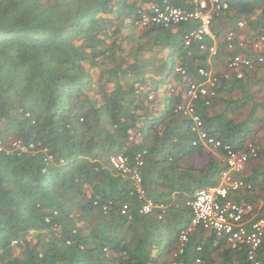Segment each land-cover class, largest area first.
<instances>
[{
	"label": "trees",
	"instance_id": "obj_1",
	"mask_svg": "<svg viewBox=\"0 0 264 264\" xmlns=\"http://www.w3.org/2000/svg\"><path fill=\"white\" fill-rule=\"evenodd\" d=\"M135 10L134 0H0V140L34 144L22 154L0 150V264H254L248 246L233 248L203 228L178 253L180 231L193 215L187 202L198 189L218 184L226 165L221 149L192 144L191 120L175 110L182 93L166 98L160 115L146 114L151 73L161 70L159 51L165 50L174 67L180 62L195 79L199 67L210 68L209 54L185 46L170 28L128 33ZM227 18L256 30L264 25V0H231ZM262 70L241 79L219 72L211 103L195 104L209 134L243 150L262 132L264 116L256 107L264 102L236 118L253 96L248 84L259 82ZM138 126L144 142L128 144V131ZM144 147L143 182L148 195L167 206L161 218L160 209L140 212L131 180L108 164L111 154L133 159ZM263 157L264 145L258 146L255 159ZM242 176L254 187L232 197L254 210L264 198V168ZM257 212L264 216V207ZM256 255L264 264V239Z\"/></svg>",
	"mask_w": 264,
	"mask_h": 264
},
{
	"label": "built area",
	"instance_id": "obj_2",
	"mask_svg": "<svg viewBox=\"0 0 264 264\" xmlns=\"http://www.w3.org/2000/svg\"><path fill=\"white\" fill-rule=\"evenodd\" d=\"M230 6V0H181L179 4L170 0H157L151 3L150 11L143 14L142 23L170 26L182 22H196L198 25L185 33V44L197 43L201 50H207L212 56L218 55L222 48L231 52L232 55L225 60L226 68L228 72H235L237 79H241L246 71L264 68V25L250 31L247 22L238 19L228 30L218 35L213 27L214 22L216 18L229 13ZM181 70L188 76L185 69ZM226 76L229 77V73ZM219 83V77L212 70L199 68L198 79H189L188 102L178 106V110L190 118L192 131L198 134L194 144L201 140L211 148L221 149L226 160V169L221 173L220 182L199 189L194 198L187 202L193 215L189 224L180 231L178 252H183L190 235L197 228H203L226 239L233 248L248 246V259L254 264H261L256 254L264 239V216L257 217L253 214L251 204L240 203L232 197L236 192L254 187L253 182L246 181L240 174L245 165L258 156V147L253 142H248L246 148L241 150L210 135L204 129L203 119L195 107L199 99L209 105L216 95ZM130 140H137L133 133ZM146 152V149L138 151L134 163L122 154L111 156V162L116 169L132 179L134 192L142 201L141 212L152 213L158 208L161 209V217L166 206L148 197L143 187L140 168L144 164ZM127 208L128 204H125L123 212ZM107 210L108 206H104V211ZM200 248L199 246L198 249ZM197 262H200L199 258Z\"/></svg>",
	"mask_w": 264,
	"mask_h": 264
},
{
	"label": "clouds",
	"instance_id": "obj_3",
	"mask_svg": "<svg viewBox=\"0 0 264 264\" xmlns=\"http://www.w3.org/2000/svg\"><path fill=\"white\" fill-rule=\"evenodd\" d=\"M135 1V4H136V10H135V12H134V15L130 18V22H131V25H132V29L130 30V31H128V33L129 32H132V33H134V34H136V35H140L142 32H143V30H146V29H149V28H151V27H155V26H159V27H164V28H170L171 30H172V32H173V27H180V26H188L189 28L186 30V31H184V32H182V33H180V32H173V33H180V35H181V37H182V39H183V42H184V35H185V33H187V32H189L191 29H193L194 27H196L198 24L196 23V22H187V23H185V22H182V23H179V24H172V25H170V26H165V25H158V24H143L142 23V16H143V14H146L147 12H149L150 11V5H151V3H153V2H155V1H157V0H134ZM170 2H172V3H175V4H179L180 2H181V0H180V2H176L175 0H170ZM230 3H231V0H230ZM230 13H231V6H230V10H229V13H227L225 16H223V17H220V18H216V20H215V22H214V26L213 27H215L214 29H215V31H216V33L219 35V33H221L220 32V30L219 29H221V28H219V27H217L216 25H215V23L216 22H218L219 20H222V19H226L227 21H228V16L230 15ZM238 19H236L235 20V22L237 21ZM246 21V20H245ZM234 22V23H235ZM247 22V21H246ZM234 23L233 24H230L231 26L232 25H234ZM261 27V26H260ZM247 28L250 30V31H252V29H250L248 26H247ZM226 29H228V28H226ZM225 29V30H226ZM138 30H141V32H139ZM127 33V32H126ZM119 38L122 40V35L121 36H119ZM122 44H123V42H122ZM126 44V43H125ZM193 44H196L197 46H198V44L197 43H192L191 45H193ZM184 45L185 46H190V45H186L185 44V42H184ZM199 47V46H198ZM200 49V48H199ZM201 50V49H200ZM203 51H207V50H203ZM227 52V51H225V50H223V48L220 50V53L218 54V55H214V56H212V55H210V53L208 52V54H209V63H210V68H207V69H210V70H212L213 71V73H215L218 77H219V79H220V83L222 82V79H221V77L219 76V72L218 71H215L214 69H213V67H212V62L214 61V60H216V59H218L219 57L218 56H221L222 55V52ZM232 55V54H231ZM170 57V53L168 54V52L166 53V55H164V57L163 56H161L160 57V59H162V63H158V67H160V68H163V66H164V62H165V59L167 58V57ZM226 58H228L227 56H226ZM226 60V59H225ZM170 61H171V59H170ZM224 66L225 67H227L226 66V62H224ZM173 67H174V65H173V63H172V61H171V64H170V69L168 70V72L167 73H173V74H176L175 75V79H176V81H177V84L174 86L176 89H174L173 91H171V95H170V97L171 96H173V97H175V95H177L178 96V94H180V92H177V91H181V92H184L185 93V96L183 97V94H182V101L180 102V103H177V105L175 106V110L177 111V112H180L179 110H178V106L181 104V103H187L188 102V97H187V87H188V83H189V79H193V78H190L189 77V74H188V72H187V69L183 66V65H181V63L180 62H177V64L175 65V70L174 71H172V69H173ZM180 68V69H179ZM181 68L182 69H185L186 70V74L188 75V76H186L184 73H182V70H181ZM199 68H201V67H199ZM198 68V69H199ZM227 69V68H226ZM161 72H162V70H159L156 74H153V73H151V76L153 77V82L155 81V77L156 76H160L161 75ZM166 73V74H167ZM226 73H229V77L232 75V73H235V72H228V69H227V72H225V73H223V75H224V77H226V78H229V77H227L226 76ZM197 74H198V70H197ZM235 77H236V74H235ZM180 78H183V81H184V84H181L180 83ZM196 79H198V78H195V79H193V80H196ZM153 83H151L150 84V87H149V89H151V85H152ZM174 85V84H173ZM152 97H153V95H152V89H151V92H150V95H149V100L151 101V99H152ZM196 104V103H195ZM146 114H151L150 112L148 113V111H147V113ZM154 115L153 114H151V116L150 117H153ZM187 117V116H186ZM202 117V116H201ZM203 119V118H202ZM203 122H204V120H203ZM204 127V126H203ZM192 129V128H191ZM205 129V128H204ZM206 130V129H205ZM194 132V131H193ZM131 133H133V135L137 138V140H130V135H131ZM196 133V132H195ZM209 133V132H208ZM211 135V134H210ZM213 136V135H212ZM197 138H198V134H197ZM197 138H195L194 140H193V142H192V144L193 145H196V144H198L199 142H201V143H203L201 140H198L197 141V143L196 144H194V141L197 139ZM217 138V137H216ZM144 139H145V136H144V134H143V132H142V130H141V128L138 126V127H134V128H132V129H130L129 131H128V138H127V143L128 144H134V143H136V144H139V143H143L144 142ZM248 142H252V141H248ZM18 144V146H17V144ZM254 143V142H253ZM204 144V143H203ZM255 144V143H254ZM205 145V144H204ZM205 146H207V145H205ZM257 146V145H256ZM207 147H210V146H207ZM258 147V146H257ZM34 148V144L33 143H30V144H26V143H24L23 141H21V140H18V139H15V140H12V142L9 144V145H6L5 144V140H0V150H5V151H7V152H14V151H18L20 154H22V153H24V152H29V151H31L32 149ZM211 148V147H210ZM144 149H146L147 150V152H146V154L144 155V164L141 166V168H140V170H141V174H142V167L145 165V157H146V155H147V153H148V149L146 148V147H144V148H141V149H139L138 151H141V150H144ZM211 149H214V148H211ZM137 151V152H138ZM137 152H136V154H137ZM117 154H122V155H125V156H127L128 158H129V161H131V163H134L135 162V156H136V154H135V156H134V158L133 159H131L128 155H126L125 153H122V152H120V153H114V154H111L109 157H108V164L116 171V173H118V174H120V175H123L124 177H127L128 179H130L131 180V183H132V191H131V193H133V194H135L136 195V197H137V199L140 201V212H141V207H142V201L138 198V195L134 192V185H133V182H132V179L130 178V176L129 175H126V174H123L121 171H119L118 169H116L115 167H114V165H113V163L111 162V156H113V155H117ZM224 154V153H223ZM224 156V155H223ZM47 160L48 161H50V160H52V156H48L47 157ZM224 160H225V156H224ZM252 160H256V159H252ZM252 160H250V161H252ZM249 161V162H250ZM62 162H64V160H62ZM248 162V163H249ZM225 165H226V160H225ZM225 169H226V167H225ZM224 169V170H225ZM243 172H244V169H243V171L241 172V176L242 175H244L243 174ZM221 176V175H220ZM142 177H143V174H142ZM243 177V176H242ZM209 186H211V185H209ZM143 187H144V189H145V192H146V195L148 196V197H150V198H152L153 199V197H151V196H149L148 195V193H147V190H146V188H145V186H144V182H143ZM204 188V187H203ZM202 189V188H201ZM198 191V190H197ZM196 191V192H197ZM237 193V192H236ZM87 194H88V196L90 197L91 196V193L90 192H87ZM196 194V193H195ZM235 194V193H234ZM233 194V195H234ZM195 196V195H194ZM234 199V198H233ZM154 200V199H153ZM192 200V199H191ZM155 201V200H154ZM156 202V201H155ZM98 200H95L94 201V205H98ZM157 203V202H156ZM125 204H128V203H125ZM124 204V205H125ZM159 204H162V203H159ZM124 205H123V207H124ZM165 205V204H164ZM188 205V204H187ZM104 206H108V210L107 211H104ZM166 206V205H165ZM109 207H110V204H108V203H106V204H104L103 206H102V211L105 213V214H107L108 213V211H109ZM123 207H122V212H123ZM156 209H158V208H156ZM156 209L154 210V212L156 211ZM161 210V209H160ZM166 210H167V206H166V209H165V212H166ZM128 211V208H127V210H126V212ZM254 211V210H253ZM126 212H123V213H126ZM154 212H152V213H154ZM161 212V211H160ZM55 213H57V211H55ZM142 213V212H141ZM143 214H151V213H143ZM254 214V213H253ZM160 216V214L158 215V217ZM162 217V216H161ZM161 217H159V218H161ZM51 220V216H48L47 218H46V221H50ZM189 224V223H188ZM187 224V225H188ZM186 225V226H187ZM185 226V227H186ZM184 227V228H185ZM206 231H209V232H212V233H214L213 231H210V230H206ZM76 232V229H74L73 230V233H75ZM215 234V233H214ZM216 235V234H215ZM217 237V236H216ZM218 238H221V237H218ZM22 241H21V238H19V239H13L12 240V242H11V246L12 247H14V246H17L19 243H21ZM67 243L68 244H70L71 243V240L69 239V240H67ZM228 243V242H227ZM180 245V244H179ZM199 247V246H198ZM201 247V246H200ZM201 249V248H200ZM105 250H107V249H105ZM178 251H179V249H178ZM179 253V252H178ZM200 259V258H199ZM196 262H197V259H196ZM200 262H201V259H200ZM200 262H197V263H200Z\"/></svg>",
	"mask_w": 264,
	"mask_h": 264
},
{
	"label": "rangeland",
	"instance_id": "obj_4",
	"mask_svg": "<svg viewBox=\"0 0 264 264\" xmlns=\"http://www.w3.org/2000/svg\"><path fill=\"white\" fill-rule=\"evenodd\" d=\"M215 25L221 29L220 32L224 31L226 28H230L231 25L230 23L226 20V19H222V20H219L218 22L215 23ZM227 29V30H228ZM139 32H141V30H138ZM125 43H127V41H123V44L122 45H125ZM132 42L130 41L129 44H131ZM126 46V45H125ZM123 46L122 47V53L125 51V53L128 52V49L129 47L128 46ZM124 48V50H123ZM160 50V49H159ZM166 51L163 50V51H159V56H163L166 55ZM225 52L223 51L222 54L224 56H221L219 57L218 59L214 60L212 62V67L215 71H218V72H221V73H225L227 72V69L226 67L224 66V62H225V59H226V55L224 54ZM169 54V53H168ZM150 56V53L148 52V54H146V57H149ZM159 62L162 63V59L159 58ZM170 64H171V61H170V58L169 56L165 59V62H164V66L163 68H161L162 70V73H167L168 70L170 69ZM263 68V67H261ZM257 78H262L261 80H259V82L257 81L255 85L253 84H248V90L251 91L253 93V96L248 100L247 102V106L246 107H243L241 109V111L239 112V114L236 116V118L238 120H242L244 118L247 117V115L249 114V112L251 111V108L254 106L255 102L256 101H259V103L261 102H264V68L263 70L258 74V77ZM256 86L259 87V90H256ZM242 94V92L240 90H237L234 92L233 94V97H240ZM257 108V115H259V117H263L264 116V109H260L258 107ZM262 123H258L256 125V128L258 127H261ZM249 141H252L254 142L255 144H257L258 146H263L264 145V128H262V132H259V133H255L253 138H251ZM12 142L11 139L9 140H6L5 141V144L6 145H9L10 143ZM254 167H258L260 169H263L264 168V157L260 160H252L250 161L249 163H247L244 167V172L243 174L244 175H247L249 173H251L252 169ZM258 212L257 211H254V214H257ZM209 233V232H208ZM31 237H29L30 239H32L33 235H30Z\"/></svg>",
	"mask_w": 264,
	"mask_h": 264
},
{
	"label": "crops",
	"instance_id": "obj_5",
	"mask_svg": "<svg viewBox=\"0 0 264 264\" xmlns=\"http://www.w3.org/2000/svg\"><path fill=\"white\" fill-rule=\"evenodd\" d=\"M185 28H189V27L188 26L173 27V32L182 33L185 31ZM175 75L176 74H173V73H171V74L167 73L166 74V73L161 72L160 76L155 77V81L151 85L153 97L151 99V104L149 106L150 113L153 114L154 116L160 115L165 110L166 98L170 97L171 91L176 89L174 87L177 84V81L175 79ZM177 92H180L182 94L184 93L181 91H177ZM184 96H185V93L183 94V97ZM258 108L264 109V106L263 107L259 106ZM219 157H220L221 161L223 163H225L224 156L220 154ZM263 207H264V198H259L258 202H256V204L254 206V210L260 211V209H262Z\"/></svg>",
	"mask_w": 264,
	"mask_h": 264
}]
</instances>
